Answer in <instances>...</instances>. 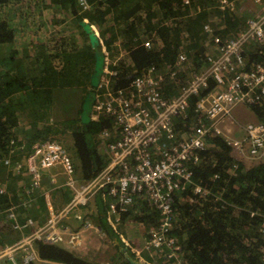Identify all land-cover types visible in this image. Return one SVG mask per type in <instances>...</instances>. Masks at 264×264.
<instances>
[{"label":"trees","instance_id":"1","mask_svg":"<svg viewBox=\"0 0 264 264\" xmlns=\"http://www.w3.org/2000/svg\"><path fill=\"white\" fill-rule=\"evenodd\" d=\"M86 2L91 10L89 14L82 11L80 0H0V157L8 156L12 150L17 154L28 153L35 141L52 139L51 136L56 134L65 135L69 139L76 168L81 170L85 180L94 177L106 161L98 151L95 138L100 133L111 131L106 136L107 143L118 131L113 126V117L108 114L86 123L80 119V101L87 90L82 84L88 81L94 52L80 24L83 17H88L89 22L99 29L109 56L116 57V63L111 67L117 72V86H126L132 75L151 66L160 69L162 65L174 63L178 52L186 53L189 68L200 69L210 53L204 45L205 23L215 27L209 34L212 40L235 36L244 27L243 14L236 9L215 8L217 0ZM45 9L49 17L55 13L56 19L64 18L69 23L64 24L68 28L62 26L64 30H57L60 35L39 41L44 52L39 57L35 56L37 61L34 64L37 66L33 70L28 66V62L33 64V57L24 51L27 42L22 34L27 32L28 39L39 35V26L46 23L43 22ZM46 25L48 29L55 26L51 22ZM41 32L48 31L44 29ZM178 37L182 39L181 45L177 42ZM145 41H149V47L144 46ZM87 48L90 62L87 60V65H80L79 57ZM73 51L76 52L70 53ZM77 52L78 57L75 56ZM65 55L66 60H63ZM26 57L29 60H25ZM52 61L55 69L68 62L71 73L64 83L67 86L58 84L55 73L50 81L43 73L44 69L38 68H43V62ZM182 75L180 71L172 79L165 76L161 85L165 96L176 94ZM90 88L85 96L92 86ZM212 88L214 83L210 82L202 94ZM195 101L192 98L188 109L190 122L196 118L193 112ZM247 106L258 121L264 122V97ZM192 180L218 198L202 199L193 193L192 186L174 196L173 216L180 219V225L171 228L168 234L179 245L178 255L184 259L183 264H257L263 245L264 162L245 166L232 155L231 148L221 136L210 134L199 153L198 162L193 166ZM11 205L8 192L0 193V219L6 221L1 230L3 234H0V245L17 237L5 216ZM128 216L132 222L144 224L146 233L163 218L140 195L127 212L121 214L119 222ZM99 219L102 220L101 230L119 244L109 261L83 258L61 244L36 239L34 244L38 256L64 264H129L123 252L119 251V246L123 245L119 232H115L102 217ZM8 233L10 236L5 239ZM147 236L148 233L145 241ZM127 250L135 258L128 247ZM144 252V259L152 264H172L176 259L153 258L158 252L155 248L150 249V255Z\"/></svg>","mask_w":264,"mask_h":264},{"label":"built area","instance_id":"2","mask_svg":"<svg viewBox=\"0 0 264 264\" xmlns=\"http://www.w3.org/2000/svg\"><path fill=\"white\" fill-rule=\"evenodd\" d=\"M248 4H253L251 10L247 9ZM214 7L236 9L242 13L244 27L235 36L223 40L211 38L212 48L200 69L189 68L186 53L178 52L174 63L162 65L160 69L151 66L135 73L126 86H117L115 71L113 89L111 85V92L103 93L92 116L111 115L118 133L106 144L103 167L89 184L76 189L74 198L58 214L60 217L74 206L83 204L86 192L91 190L90 197L104 187V194L110 199L105 215L114 226L112 221H117L140 195L163 216L157 225L147 229L149 237L141 249L135 251L147 264L150 263L142 253L146 251L144 253L150 255L152 248L161 253L165 261L176 258L172 264L185 262L178 255L179 245L168 234L171 228L180 225V219L173 216L176 194L192 186L193 193L202 199L218 198L192 180L193 166L210 134L223 137L238 157L264 162V122L242 124L233 114L238 105H249L264 97V0H217ZM214 29L211 23L203 26L205 34H211ZM144 46L149 47V41H145ZM180 71L183 75L176 94L165 96L161 87L165 76L172 79ZM210 82L214 83V88L202 94ZM192 98L196 99L193 109L196 118L190 122L188 109ZM110 134L111 131L103 133L105 136ZM30 153L28 166L30 171L36 170L35 184L41 176L39 163L34 167L36 161L40 162L41 169L59 166L66 176V184L74 182L73 163L63 144L55 140H38L32 144ZM13 208L8 209V219L14 220L13 228L20 229L22 226L16 223ZM31 223V217L27 216L23 227ZM46 225L0 247V260L7 257L12 264L35 262L38 256L32 248L34 241L46 238L53 242L57 238L54 232L45 233ZM90 227L92 222L83 217L81 232L70 234L67 241L70 240L73 247L80 246L82 233ZM262 242L257 264H264V222Z\"/></svg>","mask_w":264,"mask_h":264},{"label":"rangeland","instance_id":"3","mask_svg":"<svg viewBox=\"0 0 264 264\" xmlns=\"http://www.w3.org/2000/svg\"><path fill=\"white\" fill-rule=\"evenodd\" d=\"M80 3L82 4V11L84 13H88V14L91 13L90 12L91 10H89V5L87 4L86 0H80ZM252 6H253V4H248V6L246 5L247 9H250V10H251L250 7H252ZM43 15H45L43 22H46V23L51 22V23H54L55 26L48 29L47 25L45 23L44 25L39 26V30H40L38 33L39 35L37 34L38 35L37 37H31L29 39H28V33L27 32L26 33L24 32L22 34L24 41L27 42V45H26L24 51H28V55L30 58L33 57V64L31 65V63L28 62V66H30L33 70H34V67L36 65V64H34V62L37 61V58L35 59V56L39 57V56H41L40 54H43V52H44L43 49L41 47H39V44H40L39 41H44V38H48L51 35L54 37L60 35L59 33H57V30L60 28L62 30H64V28L62 26H64V24L69 23V22H67V19H64V18L56 19L55 13H53V15L49 17V13H48L47 9L44 10ZM57 17H59V16H57ZM83 20L89 22L88 17H83ZM59 22H60V24H59ZM90 24L92 25L93 29L95 30V32L97 33V35L99 37L102 54L105 57L104 58L105 59L104 60L105 70L101 74L102 76L100 75L101 78L99 79L98 85L96 87L92 88V90L90 91V93H91L94 90V93H93L94 99L92 102V110L90 113V119H99L104 115L103 113L99 114V116H96V117H93L92 114L96 113L95 105L97 103L101 102V99L103 98V93L107 90L111 92V85H112V89H113V82L112 81H113V76L115 75L116 70L111 67V64L113 65L116 63V57L111 58L109 56L107 50L105 49L103 37L101 36L99 29L93 23H90ZM65 28H68V27H65ZM44 29L48 32H46V33L41 32ZM204 37L206 39V42L204 43V45H205L206 49L210 50L212 48V46H211L212 42L210 41L211 36L209 34H205ZM178 38H180V37H178ZM181 42H182V39L180 38L179 39L180 45H181ZM192 42H193V40H192ZM75 52L76 51H73L70 53H75ZM88 53H90V51L87 48L85 50V54L82 55L81 57H79L78 63L80 65H87V60H88V63L90 62L89 61L90 57H89ZM75 56L78 57V52ZM29 57H26L25 60H29ZM65 58H66V55L63 56V60H66ZM76 59H74V60H76ZM75 62H77V61H75ZM43 64H44L43 68H40V67H38V68L40 70L44 69L43 73L45 74V76L48 77V79L50 81L54 78L52 75H53V73H55V76L57 75L58 84L67 86L64 83L66 81H68V77L71 73V70H69V67H68V62H67V65L65 64L64 67L60 68L61 70L55 69V63L53 61L47 62V63L43 62ZM91 72H92V66L90 68V74H91ZM89 77H90V75H88V81H89ZM88 81H85L82 84L83 89L85 87V89H87L86 90L87 92H88V89H91L90 83ZM86 91H85V93H86ZM85 93L83 95L82 100L80 101L81 106H82L83 100L85 98ZM240 106L243 107L244 111L241 112L237 118L235 117L240 123L243 124L245 122H250V120H246V118L244 117V113L247 115L252 114L254 117V120H252V121H258L257 118L254 116V114L250 111V109L247 105H238V107H240ZM248 111H250L251 113H249ZM51 137H52V139H45V140H55V141L63 144V146L66 148L67 152L69 153V155L71 157V160L73 163V180H74V182L72 183L71 186H70V184H66V176L62 173L59 166H53V167H50L47 169H45V168L41 169L39 161L35 162L34 167L37 165V163H39L38 172L40 173L41 176H40V179L37 181V184H35L34 173L36 172V170L30 171V168L28 166V164H29L28 158L31 154L30 151L28 153H26V151H23L24 154H21V153L17 154V152L15 150L14 151L12 150L8 156H5L3 158L0 157V193L6 192L7 186L8 187L13 186L15 184V182H16L15 188H18L17 185H19V187L22 189L23 193L21 195V192H20V194H19V195H21L20 199L18 201H16L15 203H12V205L9 208L14 207L13 209H11V211L14 214V218L15 217L17 218L18 216L23 214V212L26 213L24 218H26L27 216L31 217L32 223L27 224L28 226H30V225L34 226L33 217L27 213V211L30 209L34 200H36V202H37L38 200H40L39 199V197H40L42 200L46 201L48 198L50 199L51 193H54V192H57L58 190L64 189V191H65L64 195L68 196V199L66 200L65 203L68 204L74 198V196L76 194V189H78L81 186H84L86 184H89V182L93 179V177H92L90 179L85 180L84 178H82L81 170L79 168H76L77 165H76L75 160L72 158L68 137L65 135H60V134L52 135ZM106 138H107L106 136H103V133L102 134L100 133L99 137L95 138V140L97 141L98 151H101V154L103 155V157L105 159H106V153H105L106 149L105 148H106V144H107V143H105ZM231 153H232V155L234 154L237 158L244 161V163L247 165H251L254 163V161H252L248 158L238 157L232 150H231ZM54 168H57L56 172L58 174V177H57V175L52 177L50 175L47 176L45 174V171H48V170L54 169ZM105 189L106 188L103 187V188L97 190L90 197H89V193H91V190L89 193L86 192V201L83 204H78V205L74 206L72 210L64 212V214L60 217L58 216V214H59V211L61 209L57 212L52 211L50 213V215H48L49 217H47V219L44 221V223L41 225H38L39 227H35L34 229L41 228V227H43V225L50 223L54 219L52 228H54L53 234L57 238L55 241H53L51 243L61 244L66 249L70 250L71 252L76 253V254L79 253V255L83 258H88V259H91L94 261H101V262H105L106 259L110 260L109 255L113 254V256H114L115 252L117 251L116 246L113 245V239L110 238L109 236L103 234L102 232L98 231L99 226H98L97 220H96L97 217L92 215L88 210L89 209L88 203L94 198V196L98 197L101 201H105V202L110 201V199L107 196H105V194H104ZM47 201H46V203H47ZM9 212H10V210H9ZM125 212H127V209ZM125 212H123V213H125ZM121 214L118 216V220L117 221L113 220L112 223L115 226V228H117V229H118V227L120 228L119 229V235H118L120 240L122 239V242H124V240L126 242H128V241L130 242V240H132L133 238H136L138 236L139 232H137V229H139L140 226L137 223H134L131 220H129L130 216H128V218H126L125 220H122L121 222H119ZM5 216H6L8 224L12 226V224H10L11 220L8 221L9 220L8 219V211H7V214ZM83 217H84V219L90 220L92 222V227L88 228L87 230H84V233L86 236V241L83 243L84 245L80 249V248H78L79 246L73 247L70 244V240L67 241V238L72 233L81 232L82 224H83ZM70 219H71V221H70ZM15 221L17 223V219ZM5 222H6L5 220L0 219V234H3V232L1 230H3L2 227H5V225H6ZM70 222H72V223L74 222L75 225L77 224V228L75 230L72 226L69 225ZM18 224L20 225L19 222H18ZM44 227L46 228L47 225ZM13 229H17V228H13ZM62 230H64L65 232H62ZM91 231H93L92 233H94V234H90V235L88 234L87 235L86 232H91ZM26 234H28V233H26ZM5 235H8L7 238L5 237V239H8L10 236V233L5 234ZM20 239H17V240H20ZM63 240H66V242L63 243ZM46 241L49 242L48 240H46ZM11 243H13V242H10L6 245H9ZM141 247L142 246H133V249H134V251H136L138 249H141ZM35 250H36V248H35ZM37 256H38V254H37ZM0 262H3L5 264H12L11 260H9L7 257L2 258L0 260ZM59 263H62V262H59ZM30 264H34V262H31Z\"/></svg>","mask_w":264,"mask_h":264},{"label":"crops","instance_id":"4","mask_svg":"<svg viewBox=\"0 0 264 264\" xmlns=\"http://www.w3.org/2000/svg\"><path fill=\"white\" fill-rule=\"evenodd\" d=\"M243 107H236L235 110H234V116L237 118L241 112H243ZM249 113H251L250 111H248ZM244 117L246 118V120H254V117L252 114H245L244 113ZM57 168H54V169H50L48 171H45V174L47 176H52L54 177L55 175H57L58 177V174H57ZM16 187V182L13 186H10L8 187L7 186V190L6 192H8V195H10V199L12 200V203H15L16 201H18L20 199V196L22 195V189L19 187V185H17L18 188H15ZM67 190V189H66ZM21 192V195H19ZM64 189L62 190H58L57 192H54V193H51V197L50 199L48 198L46 201L42 200L40 197L37 202L36 200L33 201L30 209L27 211V213L33 217V220H34V226H28L26 225L25 227H23L24 223H25V212H23V214H21L20 216H18L16 219H17V222L20 223V225L22 226V228L20 229H14L15 230V235L17 236L16 238L13 239V241H10V242H14V241H17V239H20V238H23L24 235L28 232H30L31 230H33L35 227H39L38 225H41L44 223V221L47 219V217H49L48 215H50V213L52 211H59L60 209H62L64 206H65V202L66 200L68 199V196L64 195ZM56 198V199H55ZM92 199V198H91ZM106 206H107V202L105 201H101L98 197H95L88 203V210L89 212L91 213L92 211V215L96 216L97 217V224H98V231L102 232L103 234L106 235V233L104 231L101 230V222L102 220L99 219V217H102L103 218V221L106 220V222L108 223L107 219H106V215H105V212H106ZM48 210V211H47ZM100 210V212L97 214V211ZM75 216V215H74ZM15 219V220H16ZM69 219V218H68ZM10 221V220H8ZM71 221V219H70ZM14 222V220H13ZM10 224H12V222L10 221ZM109 224V223H108ZM140 227L139 229H137V232H139L138 236L136 238H133L132 240H130V242H126L124 240L123 242V246L125 247H128L129 248V251L133 254L134 257L138 258V256L135 254V251L133 249V246H141L145 239H146V226L144 224H139L137 223ZM70 226H72L74 228V230L77 228V224L75 225L74 222H70L69 224ZM13 226H11L12 228ZM80 227V226H79ZM113 227V230L115 232H119V227H118V231L116 230L115 226H112ZM13 229V228H12ZM93 231L91 232H86L87 235L89 234H94L92 233ZM82 244L78 247V248H82L83 247V243L86 241V236H85V233H82ZM119 235V234H118ZM126 236V235H125ZM66 240H63V243L65 242ZM122 241V239L120 240ZM10 242H7L5 243L4 245H0V247H3V246H6V244L10 243ZM62 243V244H63ZM113 245L116 246V245H119L118 244V241L116 240H113ZM132 245V246H131ZM120 247V246H119ZM32 248L34 249V251L36 252L35 250V244L33 243L32 244ZM120 251V250H119ZM37 254V252H36ZM79 254V253H78ZM109 257H113V254L112 255H109ZM162 256H161V253L157 252L154 254L153 258H157V259H160ZM19 259V257H18ZM141 260V259H139ZM106 261H109V260H105ZM101 262V261H99ZM150 264H152L151 262H149ZM0 264H5L3 262H0ZM34 264H63V263H59V262H56V261H50V260H43L41 259L39 256L37 257V259L35 260Z\"/></svg>","mask_w":264,"mask_h":264},{"label":"water","instance_id":"5","mask_svg":"<svg viewBox=\"0 0 264 264\" xmlns=\"http://www.w3.org/2000/svg\"><path fill=\"white\" fill-rule=\"evenodd\" d=\"M80 24L82 26L83 31L85 32L89 47L91 49H93V51H94L93 52L92 72H91L90 77H89L90 86H92V88H94L98 85L100 75L103 73L104 60H105L104 58L105 57L102 54L99 37H98L97 33L95 32V30L93 29L92 25L88 21H85V20H82L80 22ZM93 99H94V97H93L92 92L91 93L89 92L86 94V96L83 100V103L81 106L82 111L80 114V119H81V122H83V123H86L90 120V113L92 110ZM233 156L236 159L242 161L241 159L237 158L234 154H233ZM242 162L245 166H247V167L250 166V165L245 164L244 161H242ZM250 215H253V212H251ZM11 222H13V221L11 220ZM261 232H262V229H261ZM119 250H120V252H123V254L127 258L129 264H147L142 260H138L139 258L135 259L131 255H129V253L127 252L128 251L127 247L120 246Z\"/></svg>","mask_w":264,"mask_h":264},{"label":"bare ground","instance_id":"6","mask_svg":"<svg viewBox=\"0 0 264 264\" xmlns=\"http://www.w3.org/2000/svg\"><path fill=\"white\" fill-rule=\"evenodd\" d=\"M72 184H71V182H70V186H71ZM67 205V204H66ZM65 205V206H66ZM64 206V207H65ZM53 222H54V219L50 222V226H47L46 228L44 227L43 228V230H45V233H47L48 235L51 233V232H53L54 231V228H52L53 227ZM62 232H65L64 230H62ZM44 240H47L46 238H43ZM43 240V241H44ZM66 242V241H65Z\"/></svg>","mask_w":264,"mask_h":264},{"label":"flooded vegetation","instance_id":"7","mask_svg":"<svg viewBox=\"0 0 264 264\" xmlns=\"http://www.w3.org/2000/svg\"><path fill=\"white\" fill-rule=\"evenodd\" d=\"M135 259H138V258L135 257ZM138 260H139V259H138Z\"/></svg>","mask_w":264,"mask_h":264}]
</instances>
